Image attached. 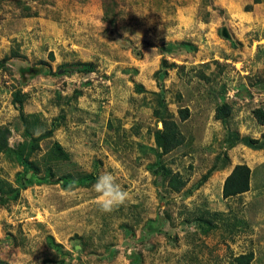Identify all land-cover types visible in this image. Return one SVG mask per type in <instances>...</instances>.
Instances as JSON below:
<instances>
[{
	"label": "rangeland",
	"instance_id": "obj_1",
	"mask_svg": "<svg viewBox=\"0 0 264 264\" xmlns=\"http://www.w3.org/2000/svg\"><path fill=\"white\" fill-rule=\"evenodd\" d=\"M236 165L250 190L226 199ZM106 172L128 193L110 213ZM251 252L264 264V0H0V264Z\"/></svg>",
	"mask_w": 264,
	"mask_h": 264
},
{
	"label": "trees",
	"instance_id": "obj_2",
	"mask_svg": "<svg viewBox=\"0 0 264 264\" xmlns=\"http://www.w3.org/2000/svg\"><path fill=\"white\" fill-rule=\"evenodd\" d=\"M260 0H255V3H259ZM64 69L67 72H76L79 74H88L92 73L93 67L87 64H75L71 66H64ZM243 142L245 146L255 149L257 146L256 140H246ZM236 142H240V139L237 138ZM57 149L60 153L66 156V153L62 150L59 144L56 145ZM161 172L164 173L165 177L169 178V186L175 192H181L186 187V182L184 179L178 175L173 174L170 170H166L162 167ZM158 174V172H156ZM210 175H207L201 182L199 186H202L206 180L209 178ZM251 184V169L248 168L246 165H239L236 166L233 173L227 178L225 185H224V196L225 198L235 197L241 194H245L250 190ZM19 193V190H17ZM191 192V191H190ZM255 256L254 253H249L246 255H241L234 259V264H251L254 260Z\"/></svg>",
	"mask_w": 264,
	"mask_h": 264
},
{
	"label": "clouds",
	"instance_id": "obj_3",
	"mask_svg": "<svg viewBox=\"0 0 264 264\" xmlns=\"http://www.w3.org/2000/svg\"><path fill=\"white\" fill-rule=\"evenodd\" d=\"M92 189L97 194L96 203L105 213H110L115 207L123 204L128 197V193L122 189L109 172L100 175Z\"/></svg>",
	"mask_w": 264,
	"mask_h": 264
},
{
	"label": "water",
	"instance_id": "obj_4",
	"mask_svg": "<svg viewBox=\"0 0 264 264\" xmlns=\"http://www.w3.org/2000/svg\"><path fill=\"white\" fill-rule=\"evenodd\" d=\"M224 35H227V33H224Z\"/></svg>",
	"mask_w": 264,
	"mask_h": 264
},
{
	"label": "crops",
	"instance_id": "obj_5",
	"mask_svg": "<svg viewBox=\"0 0 264 264\" xmlns=\"http://www.w3.org/2000/svg\"><path fill=\"white\" fill-rule=\"evenodd\" d=\"M236 166H239V165H236ZM234 168H235V167H234ZM234 168H233V169H234Z\"/></svg>",
	"mask_w": 264,
	"mask_h": 264
}]
</instances>
